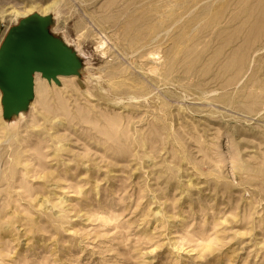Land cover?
<instances>
[{"label":"rangeland","instance_id":"374dc122","mask_svg":"<svg viewBox=\"0 0 264 264\" xmlns=\"http://www.w3.org/2000/svg\"><path fill=\"white\" fill-rule=\"evenodd\" d=\"M33 12L85 67L0 91V264H264V0H0V44Z\"/></svg>","mask_w":264,"mask_h":264},{"label":"water","instance_id":"95a60500","mask_svg":"<svg viewBox=\"0 0 264 264\" xmlns=\"http://www.w3.org/2000/svg\"><path fill=\"white\" fill-rule=\"evenodd\" d=\"M53 23V14L33 12L11 26L0 44L1 104L6 122L30 110L37 73L59 86L60 76L81 77L83 57L77 48L52 32Z\"/></svg>","mask_w":264,"mask_h":264},{"label":"bare ground","instance_id":"6f19581e","mask_svg":"<svg viewBox=\"0 0 264 264\" xmlns=\"http://www.w3.org/2000/svg\"><path fill=\"white\" fill-rule=\"evenodd\" d=\"M57 8V7H56ZM53 9V8H52ZM39 73H37L36 74V76L38 75ZM60 77H62V76H60ZM59 77V78H60ZM66 77H75V76H66ZM76 79V78H75ZM61 80V79H60ZM49 83V82H48ZM50 84V86H52L53 85V82L52 83H49ZM35 86H36V78H35ZM35 96H36V93H35ZM34 102H35V99H34V101L31 103V106H30V108H32L33 107V105H34ZM25 116V113L24 112H22L20 115H18L17 117L19 118V117H22V118H25L24 117ZM22 120V119H21ZM5 122H6V120H5ZM8 122V121H7ZM10 122V121H9ZM14 124V123H13Z\"/></svg>","mask_w":264,"mask_h":264}]
</instances>
